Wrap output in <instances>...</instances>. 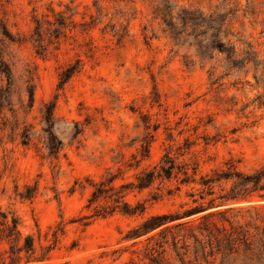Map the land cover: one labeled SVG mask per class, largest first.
Masks as SVG:
<instances>
[{
    "label": "rangeland",
    "instance_id": "obj_1",
    "mask_svg": "<svg viewBox=\"0 0 264 264\" xmlns=\"http://www.w3.org/2000/svg\"><path fill=\"white\" fill-rule=\"evenodd\" d=\"M262 166L264 0H0V211L34 241L16 264H181L143 221L264 202L243 182Z\"/></svg>",
    "mask_w": 264,
    "mask_h": 264
},
{
    "label": "trees",
    "instance_id": "obj_2",
    "mask_svg": "<svg viewBox=\"0 0 264 264\" xmlns=\"http://www.w3.org/2000/svg\"><path fill=\"white\" fill-rule=\"evenodd\" d=\"M47 121V132L52 136V122L49 118ZM48 147L51 150L58 147L56 140L52 137L48 139ZM160 170L163 171L165 177L169 178L174 171V165L169 160L165 166H160ZM143 174L142 177H138L135 185L139 189L148 186L155 175H161L159 172L155 173V169ZM262 181H264V166L243 176V182L250 183L254 187L253 190L264 189V185H261ZM258 197L264 199L263 194H258ZM239 199L244 198L226 196L222 197L218 203L212 198L205 205L194 206L181 215L149 216L142 223L143 233L160 227L156 235L148 237V240H155L150 248L152 253L156 252L159 256L165 252L164 245L167 244L181 264H213L216 260L219 264L229 260L238 264H264V202L253 203L248 199V203L242 205L226 206L227 202ZM208 209L214 210L201 216L199 222L195 224L193 221L167 224L184 215ZM122 211L126 214L135 213V210L129 207ZM173 228L177 230L174 231ZM2 244L7 245V248L0 247L1 264L5 263L3 256L6 253L10 259L7 264H16L22 252L25 254L26 261H29L26 254L34 250L33 237L31 235L22 236L16 217H8L7 213L0 211V245ZM43 248H47V254L50 249L49 245ZM159 248L160 251H158ZM46 254L43 253L33 259L43 260ZM186 257L190 258L186 259Z\"/></svg>",
    "mask_w": 264,
    "mask_h": 264
}]
</instances>
